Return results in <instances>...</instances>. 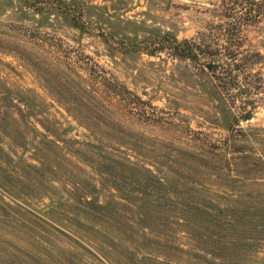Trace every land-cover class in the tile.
Here are the masks:
<instances>
[{"label": "rangeland", "instance_id": "rangeland-1", "mask_svg": "<svg viewBox=\"0 0 264 264\" xmlns=\"http://www.w3.org/2000/svg\"><path fill=\"white\" fill-rule=\"evenodd\" d=\"M66 1L88 32L0 0V264H264V99L230 126L210 75L155 51L218 0ZM243 30L264 53V16Z\"/></svg>", "mask_w": 264, "mask_h": 264}, {"label": "trees", "instance_id": "trees-1", "mask_svg": "<svg viewBox=\"0 0 264 264\" xmlns=\"http://www.w3.org/2000/svg\"><path fill=\"white\" fill-rule=\"evenodd\" d=\"M218 2L220 19L215 25L191 40H178L167 34L169 37L158 40L155 51L167 50L172 56L187 59L207 72L224 104L237 110L231 114L232 126V122L251 119L257 100L264 99V53L245 47L243 30L248 22L264 16V0ZM23 4L36 14L57 15L73 28L88 32L89 23L84 19L83 10L66 0H23ZM155 51L145 50V53L154 55ZM93 207L96 210L101 206L93 204Z\"/></svg>", "mask_w": 264, "mask_h": 264}]
</instances>
